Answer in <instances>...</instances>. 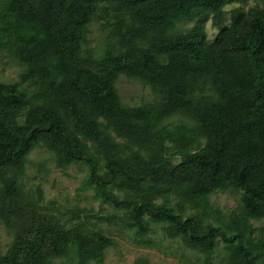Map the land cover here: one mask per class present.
Segmentation results:
<instances>
[{"label":"trees","instance_id":"obj_1","mask_svg":"<svg viewBox=\"0 0 264 264\" xmlns=\"http://www.w3.org/2000/svg\"><path fill=\"white\" fill-rule=\"evenodd\" d=\"M248 1L113 0L105 13L114 21L106 28L117 54L96 60L82 47L88 26L101 16L97 0H5L0 41L11 43L13 57L25 65L22 82L39 86L42 104L32 105L15 84H0L2 217H21L23 224L0 264L62 258L101 264L114 243L101 232L65 230L34 208L26 212L9 174L21 171L41 143L60 163L85 161L99 198L125 212L123 222L138 236L152 233L149 219L164 225L165 238L180 240L208 264L219 242L226 264H264V232L258 244L248 238L249 221L264 219V13L235 10L223 26L225 4ZM206 15L219 29L212 43L202 21L173 34L178 23ZM121 73L157 87L161 105L123 107L114 86ZM177 113L196 121L192 131L206 144L172 165L159 154L169 134H158L160 122ZM115 186H125L127 194H113ZM228 189L241 193L235 229L204 224L209 197ZM169 194L198 213L183 217L167 203H154L167 202Z\"/></svg>","mask_w":264,"mask_h":264},{"label":"rangeland","instance_id":"obj_2","mask_svg":"<svg viewBox=\"0 0 264 264\" xmlns=\"http://www.w3.org/2000/svg\"><path fill=\"white\" fill-rule=\"evenodd\" d=\"M101 7V16L95 18L87 28L86 43L83 45V55L88 53L96 60H101L109 53L117 54L116 39L112 37L106 22L113 23L112 14L106 16L105 9L113 0H97ZM5 0H0L1 5ZM235 8L223 9V26L229 25L235 10L251 14L255 11L264 13V0H249L246 3H233ZM212 16L206 15L195 22H180L175 27L173 34L181 35L190 31L196 22L202 21L204 26L210 23L211 35L207 34L208 43H212L219 33V29L212 25ZM25 71V65L13 57L12 45L9 41H0V84H15L18 89L25 93L32 105L42 104L38 96L39 86L31 83H23L21 75ZM115 89L120 101L125 108L141 106H160L164 96L159 89L140 79L131 78L126 73H121L115 80ZM26 112H23L18 121L24 124ZM102 122V120H100ZM196 127V121L187 113H177L163 120L159 124V134L168 132L169 138L164 140V147L160 151V157L166 162L175 165L187 154H192L205 147L203 138L197 140L192 131ZM112 136L116 141L124 145L126 141ZM90 146V144H88ZM133 150H138L133 147ZM125 152L129 153V150ZM145 160L150 154L139 150ZM93 154L94 151L91 150ZM104 160L100 162L103 166ZM104 170L102 169V172ZM17 181L21 191V205L37 210L40 215L53 220L55 224L65 230H75L90 233L101 232L114 243L105 251L104 261L101 264H208L205 257L183 246L180 240H169L164 237V225L153 223L147 219L152 233L146 237L138 236L130 224L124 223L125 212L115 210L111 205L99 198L95 187L89 182L90 170L84 161L60 163L55 153L51 152L44 143L33 149L27 156L21 171L9 174ZM112 193L123 198L125 186H115ZM154 201L160 205L167 203L183 217L196 214L198 210L183 204L180 197L174 194ZM210 208L208 215L201 216L204 224L232 226V220L241 214V193L228 189L216 192L208 199ZM21 217H2L0 202V258L10 250L23 224ZM129 222V221H128ZM252 232L248 238L254 244L264 232V219L250 220ZM224 227V226H223ZM227 227H224L227 229ZM233 231V230H231ZM227 255L223 243L219 242L209 264H226ZM50 264H73L71 260L62 258L55 259ZM97 264V263H90Z\"/></svg>","mask_w":264,"mask_h":264},{"label":"clouds","instance_id":"obj_3","mask_svg":"<svg viewBox=\"0 0 264 264\" xmlns=\"http://www.w3.org/2000/svg\"><path fill=\"white\" fill-rule=\"evenodd\" d=\"M238 5L236 4H225V9H230V8H235L237 7ZM210 28H211V25L210 23L208 25H206L205 27V31L209 33V35H211V31H210Z\"/></svg>","mask_w":264,"mask_h":264}]
</instances>
